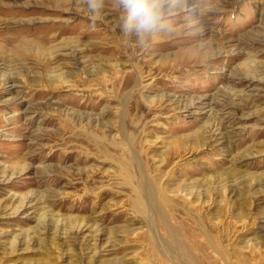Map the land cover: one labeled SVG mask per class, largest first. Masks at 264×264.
Masks as SVG:
<instances>
[{
	"label": "rangeland",
	"instance_id": "374dc122",
	"mask_svg": "<svg viewBox=\"0 0 264 264\" xmlns=\"http://www.w3.org/2000/svg\"><path fill=\"white\" fill-rule=\"evenodd\" d=\"M118 17L0 0V264H264V0Z\"/></svg>",
	"mask_w": 264,
	"mask_h": 264
},
{
	"label": "clouds",
	"instance_id": "9594fccd",
	"mask_svg": "<svg viewBox=\"0 0 264 264\" xmlns=\"http://www.w3.org/2000/svg\"><path fill=\"white\" fill-rule=\"evenodd\" d=\"M93 25L103 16L108 0H84ZM119 10L118 27L122 33L147 48L163 34L175 31L172 18L184 10L189 0H111Z\"/></svg>",
	"mask_w": 264,
	"mask_h": 264
},
{
	"label": "bare ground",
	"instance_id": "6f19581e",
	"mask_svg": "<svg viewBox=\"0 0 264 264\" xmlns=\"http://www.w3.org/2000/svg\"><path fill=\"white\" fill-rule=\"evenodd\" d=\"M158 69V68H157ZM149 75V74H148ZM150 76V75H149ZM139 80V79H138ZM140 80H141V78H140ZM138 84V83H137ZM132 123V122H131ZM131 126H132V124H131ZM136 126V125H135ZM124 127H122V129H123ZM131 132H132V130H131ZM130 132V133H131ZM129 133V132H128ZM123 136H125L126 137V139L127 140H129V139H131V138H133V135L134 134H132V135H127V133H126V131H123ZM197 136H195L194 138H193V140H195L194 142H196V141H199V140H201L202 141V139H201V137H199L200 135H198V134H196ZM201 136H202V134H201ZM124 138V137H123ZM122 141H125V142H127L126 140H122ZM134 141V140H133ZM133 141H131V142H133ZM181 141V140H180ZM183 141V140H182ZM181 141V142H182ZM103 140L100 142V145H101V147H102V150H105V147L103 146L104 144H103ZM179 142V141H178ZM180 142V143H181ZM192 142V141H191ZM193 142V143H194ZM120 143H121V141H120ZM180 143H178V145H180ZM123 145V144H122ZM183 145V144H182ZM123 147V146H122ZM181 148H183V147H181ZM134 159V158H133ZM133 163H136L135 161L133 162ZM121 164H122V171L125 173V179L127 180V182L131 185V186H133L134 187V194H135V196H134V200H133V202H134V207L135 208H137V209H140L141 207H140V203L142 202V199L145 197L143 194H142V192L140 191V188H141V186H144L145 188H146V190H145V192H146V197L147 198H149L151 201H157V199H155V194H154V191H153V187L154 186H151V184H150V182L147 180V179H145V177H142V179L140 178V180H138V181H135L134 180V178H133V176H132V174H131V164H130V161L128 160V158L126 157V156H124V159H122V161H121ZM120 164V165H121ZM139 164V163H138ZM136 166V165H135ZM139 174H142V173H139ZM143 191V190H142ZM142 210V209H141Z\"/></svg>",
	"mask_w": 264,
	"mask_h": 264
}]
</instances>
